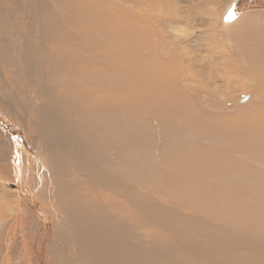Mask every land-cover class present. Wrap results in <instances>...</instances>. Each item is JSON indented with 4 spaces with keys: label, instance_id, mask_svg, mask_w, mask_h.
Returning <instances> with one entry per match:
<instances>
[{
    "label": "bare ground",
    "instance_id": "1",
    "mask_svg": "<svg viewBox=\"0 0 264 264\" xmlns=\"http://www.w3.org/2000/svg\"><path fill=\"white\" fill-rule=\"evenodd\" d=\"M263 90L264 0H0L4 263L264 264Z\"/></svg>",
    "mask_w": 264,
    "mask_h": 264
},
{
    "label": "rangeland",
    "instance_id": "2",
    "mask_svg": "<svg viewBox=\"0 0 264 264\" xmlns=\"http://www.w3.org/2000/svg\"><path fill=\"white\" fill-rule=\"evenodd\" d=\"M134 7L139 10V12H140L139 14H141L142 10H146V12H161L162 16L175 17V13L173 12L172 5L170 7H161V4H157L154 7H151V8L150 7H145L146 9L144 8L142 10H141V8L138 5H134ZM123 11H125V9H123ZM154 44L157 45V43H154ZM139 53L142 54L141 52H139ZM157 55H158V57L161 60H163V57L159 55V51H158ZM244 77L245 78H250V77H246V75H243V76L238 78L240 83L242 85H244L247 88V90L252 89L253 91H255L258 86L254 87V88L250 87L247 84V82L244 80ZM133 78L135 79V76H133ZM251 79L254 81L253 78H251ZM125 88H126L127 92L131 93V95H133L134 97H137V94L135 92L136 86H133L130 83H126ZM247 90H244V91H242L240 93H235L229 99H236V97L239 96L240 94H242L243 92H248ZM244 95H247V94H244ZM262 98L264 99V90H263ZM252 100H254L253 97H252ZM252 100H249V101H252ZM189 101H190V104L194 107L193 99L190 98ZM205 101H208V100L206 99ZM142 103L143 102L141 100H139L138 98H135L134 103L131 104L130 108H131V111H133V117H138L137 114H136L137 110H142V115L139 118H141V119L145 118V119H147V120H149L151 122L150 131H151L152 135L154 136L152 138V141L158 142L157 132L155 131L158 124H157V122H156V120L154 118V116H155L154 115V111H153V109L151 107V105H153V103H155V99H153L151 101H148L146 103V105H143ZM226 106H228L227 102H225V104L223 106L219 107V108H226ZM149 107L151 108V111L147 112L146 109L149 108ZM209 113L212 114V115H219V114L231 115V114H233V113H228V112H222V111L221 112H217V111H211V110H209ZM186 134H188V132ZM181 140L184 141V139H181ZM163 205L166 208L168 207V204L166 202H164ZM7 240H8V243L10 245L11 250H15V248L17 246L16 240L15 239H10V238H8ZM0 244H1L0 245L1 264H5L3 256H4L5 246H6V239H5V236L3 235L2 231H0Z\"/></svg>",
    "mask_w": 264,
    "mask_h": 264
},
{
    "label": "water",
    "instance_id": "3",
    "mask_svg": "<svg viewBox=\"0 0 264 264\" xmlns=\"http://www.w3.org/2000/svg\"><path fill=\"white\" fill-rule=\"evenodd\" d=\"M241 6V5H240Z\"/></svg>",
    "mask_w": 264,
    "mask_h": 264
}]
</instances>
